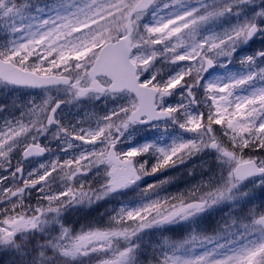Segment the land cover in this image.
Instances as JSON below:
<instances>
[{
    "label": "snow or ice",
    "instance_id": "obj_1",
    "mask_svg": "<svg viewBox=\"0 0 264 264\" xmlns=\"http://www.w3.org/2000/svg\"><path fill=\"white\" fill-rule=\"evenodd\" d=\"M258 36L264 0H0V88L39 90L0 104V264H264V202L246 184L264 187V50L229 69ZM145 125L161 142L119 147ZM193 158L185 190L149 184L76 227Z\"/></svg>",
    "mask_w": 264,
    "mask_h": 264
},
{
    "label": "rangeland",
    "instance_id": "obj_2",
    "mask_svg": "<svg viewBox=\"0 0 264 264\" xmlns=\"http://www.w3.org/2000/svg\"><path fill=\"white\" fill-rule=\"evenodd\" d=\"M243 15L239 18L237 17H227L223 19L218 25H216L217 28H224L229 26L232 23H236L238 19H243ZM257 50H264V37H254L251 41H249L247 44L242 45L240 48H238L237 52L234 54L233 57V63L229 65V69L232 71H238L240 68V65L236 62L239 60L241 56L245 55H252ZM222 69H215L213 72H210L208 74H205L206 78H213L219 73L223 72ZM211 74V75H210ZM38 91L36 90H17V91H7L3 88H0V104H8L11 106V103L14 99V97H19L20 99H26L27 94L29 93H36ZM168 100L170 102H174L173 97H169ZM113 106L112 102L109 101L108 104L100 105L97 109L100 110H106L107 107ZM76 110L75 109H65L64 113L61 114L62 120L67 121H73L76 117ZM171 137H167L163 140V142H167L168 139ZM183 138H187V134L184 135ZM148 141H160V134L156 129H151L149 127L147 128H140L137 127L133 130V140L131 144H123L119 147L126 150L128 147L134 146L136 144H142ZM46 157L42 158L41 160L45 159ZM142 159H148V167L151 166L153 163V158H142ZM38 162V161H37ZM33 162L31 165H26V167L31 169V167L35 166V163ZM199 163L198 158H193V160L188 161L185 165H178L175 168L172 169H166L163 172H158L155 175L152 176H146L142 178L140 182H138V186H133L130 189L124 190L126 195H119L114 194V198H110L109 201H101L98 205H94L90 209H84L85 215L82 217L79 214L74 216L73 219L77 220L78 223L76 224V227H79V224L81 223H87L89 220H99L102 222L106 216H101V213H104L107 208L110 207H118L121 203H129V204H135L138 202V194L142 188L147 187L149 184L157 183L161 180L165 179H171V182L164 185L160 190V195H166V194H175L178 192H181L185 190L187 187L191 186L192 183H195L194 178L192 176L188 175V168H191L193 164ZM255 183L257 187L253 189L252 195L255 197L254 203L257 205H260L262 202H264V187L260 186V178L251 179L249 182H246L247 187L249 189H252V184ZM224 209H215V210H209L208 213L202 214L204 216L203 220V226L207 227L208 230H211L213 226H215L216 221L220 218V216L223 215ZM175 233L178 235H183L185 228L182 225H175L173 226ZM155 231V230H153Z\"/></svg>",
    "mask_w": 264,
    "mask_h": 264
},
{
    "label": "water",
    "instance_id": "obj_3",
    "mask_svg": "<svg viewBox=\"0 0 264 264\" xmlns=\"http://www.w3.org/2000/svg\"><path fill=\"white\" fill-rule=\"evenodd\" d=\"M210 70H211V69H210ZM210 70H209V71H210Z\"/></svg>",
    "mask_w": 264,
    "mask_h": 264
}]
</instances>
